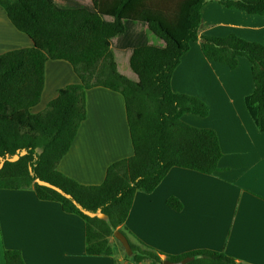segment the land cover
<instances>
[{
	"label": "trees",
	"instance_id": "obj_1",
	"mask_svg": "<svg viewBox=\"0 0 264 264\" xmlns=\"http://www.w3.org/2000/svg\"><path fill=\"white\" fill-rule=\"evenodd\" d=\"M210 2L264 16V0H0L12 25L33 42L32 48L0 56V190H34L39 200L59 203L65 213L80 217L89 256H122L117 264L186 258H193L188 264H238L209 250L164 255L133 241L125 227L136 193H153L172 169L207 176L220 172L217 134L183 121L186 115L208 117V105L172 89L174 72L193 44L200 42L206 59L231 70L238 68L239 58L249 61L253 92L245 106L264 133V41L200 35L202 10ZM119 51L127 55L136 82L118 72ZM48 61L69 63L80 84L59 90L35 114ZM96 87L123 96L134 155L111 165L103 184L86 186L58 167L86 120V93ZM167 206L183 210L174 197ZM117 231L127 238L131 256L114 238ZM4 261L25 264L15 250H4Z\"/></svg>",
	"mask_w": 264,
	"mask_h": 264
},
{
	"label": "crops",
	"instance_id": "obj_2",
	"mask_svg": "<svg viewBox=\"0 0 264 264\" xmlns=\"http://www.w3.org/2000/svg\"><path fill=\"white\" fill-rule=\"evenodd\" d=\"M202 17L200 35L264 41V16L210 2ZM32 47L0 8V56ZM76 84L80 80L69 63L48 61L41 102L33 111L42 112L59 90ZM172 89L208 105V117L186 115L183 121L217 134L223 153L220 172L207 176L172 169L153 193H136L125 227L133 241L164 255L209 250L238 264H264V133L245 106L253 92L251 64L239 58L238 68L231 70L206 59L197 42L174 72ZM133 155L123 96L103 87L88 90L86 120L59 171L79 184L99 186L111 165ZM172 197L182 203V212L167 206ZM4 250L19 251L25 264L123 261L122 256L87 255L85 222L65 213L59 203L39 200L34 190H0V264H5Z\"/></svg>",
	"mask_w": 264,
	"mask_h": 264
},
{
	"label": "rangeland",
	"instance_id": "obj_3",
	"mask_svg": "<svg viewBox=\"0 0 264 264\" xmlns=\"http://www.w3.org/2000/svg\"><path fill=\"white\" fill-rule=\"evenodd\" d=\"M154 43H158V41L154 38ZM115 56L118 62V72L126 77L128 80L132 82H136V76L130 71L129 64H128V57L125 53L119 51L115 52ZM35 114L38 112H34Z\"/></svg>",
	"mask_w": 264,
	"mask_h": 264
},
{
	"label": "water",
	"instance_id": "obj_4",
	"mask_svg": "<svg viewBox=\"0 0 264 264\" xmlns=\"http://www.w3.org/2000/svg\"><path fill=\"white\" fill-rule=\"evenodd\" d=\"M114 238L121 243V245L124 247L128 256H131L133 254L132 249L130 247V244H129L127 238L124 236V234L117 231L114 234ZM191 261H193V258H186V259L179 261V262L164 261L163 264H188Z\"/></svg>",
	"mask_w": 264,
	"mask_h": 264
}]
</instances>
